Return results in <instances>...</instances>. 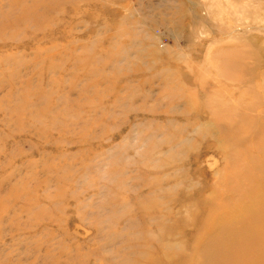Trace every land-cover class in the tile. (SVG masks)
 I'll return each mask as SVG.
<instances>
[{"label": "rangeland", "instance_id": "rangeland-1", "mask_svg": "<svg viewBox=\"0 0 264 264\" xmlns=\"http://www.w3.org/2000/svg\"><path fill=\"white\" fill-rule=\"evenodd\" d=\"M263 112L264 0H0V264H200Z\"/></svg>", "mask_w": 264, "mask_h": 264}, {"label": "bare ground", "instance_id": "bare-ground-1", "mask_svg": "<svg viewBox=\"0 0 264 264\" xmlns=\"http://www.w3.org/2000/svg\"><path fill=\"white\" fill-rule=\"evenodd\" d=\"M256 118L257 119H255L254 117L249 118V121L246 122V124L249 123V125H244L245 127L241 125L242 119H240L241 121H238L240 122L239 124H237V122L234 124L236 126V138H233H235V142L237 144H240V141H242V139L244 138L243 137L242 139H240L243 127L245 129L248 127V131H250V133L252 134H250L252 136L251 141H249L250 138H248L249 140L247 139L249 141V144L250 142H252L250 145H245L242 148L241 143V146H239L238 149L233 145V148L237 149L236 154H234L235 157L238 158L240 156H244L242 158V161L236 164L233 173L242 175V179L234 182V184H236L237 188L240 187L242 189L241 193L246 196V212L242 213L239 211L240 204L238 202H234V209L232 207V203L224 201L218 202L214 206L212 212L210 213L211 215L206 218V221L208 222V227H210L211 224L214 226L212 230L213 233L216 234L214 239L211 238V234L207 238V241H205L206 238L204 236L198 238V242L202 244V248L200 250L203 261L200 264H232L233 260L230 259H233L234 255L230 252L231 249H229L231 244L239 238L256 239V234L253 233V230L255 231V233L263 230L260 234L257 235L259 236L258 241H264V147L254 141L260 140L262 143H264V137H261L264 136V122L259 121L263 118ZM231 121L233 122V120ZM239 131L241 133L238 136ZM259 132L263 133V135H260ZM245 138L244 140H246ZM233 150L231 148L229 151ZM254 156H261V159L251 160L250 158ZM227 157H229V155ZM231 157H233V155H231ZM249 175L251 177H249ZM231 186H229V188H231ZM249 190L250 192L248 193ZM218 217L220 219L219 221H217ZM210 241H212L213 243L211 244ZM249 252L251 255H247L246 261L244 259H236L234 264H264V244H252ZM197 253L199 254V250L197 251ZM182 257H177L181 261V264H192L191 258ZM152 262L154 261L152 260ZM153 264L161 263L156 261Z\"/></svg>", "mask_w": 264, "mask_h": 264}]
</instances>
